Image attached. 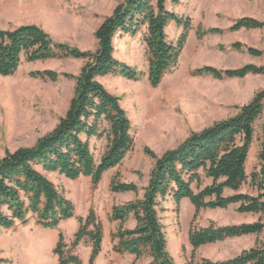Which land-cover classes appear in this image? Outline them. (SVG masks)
<instances>
[{"label":"trees","instance_id":"16d2710c","mask_svg":"<svg viewBox=\"0 0 264 264\" xmlns=\"http://www.w3.org/2000/svg\"><path fill=\"white\" fill-rule=\"evenodd\" d=\"M170 0H124L106 17L95 32V50H82L55 41L37 24H24L0 30V75L16 73L23 60L83 59L79 74L52 69L32 71V77L58 81L61 77L75 79L74 94L65 115L47 134L30 147L7 150L0 158V227L11 229L28 225L31 220L43 228L57 229L62 221L76 217L74 202L60 191L47 172H58L71 180L90 177L94 187L104 174L117 167L135 146L132 121L121 104V97L110 92L101 77L115 75L132 81L147 76L158 87L167 74L178 66L183 49L193 28L190 17L179 15L168 7ZM253 1V0H250ZM179 3V0H172ZM171 22L183 28L179 39L171 42L166 32ZM264 29V21L244 16L234 21L229 31ZM222 28L198 29L207 33H223ZM135 36L142 33L148 61L147 72L119 60L115 55L117 34ZM234 49L246 48L253 56L264 50L235 42ZM195 74H210L217 79L244 78L264 74V65L248 63L238 68L219 69L204 66ZM263 119L260 136L259 165L251 173L247 162L256 139L257 122ZM106 139L98 158L94 140ZM145 152L155 160L148 185L142 197L112 207L109 219L119 221L112 234L113 250L136 258L149 257L147 264H178L168 250L167 232L160 215L162 204L172 199L179 205L188 198L195 208L189 242L193 252L188 264H264V87L259 89L237 113L214 122L200 131H193L180 144L161 155L150 148ZM205 178L211 180L205 184ZM248 187L244 191V187ZM197 187V190L195 189ZM114 193L140 194L134 182L113 178ZM230 190L231 193L227 194ZM255 219L227 225L211 222L199 227L195 220L202 209H229ZM135 219L134 228L125 223ZM79 229L71 247L59 231L53 250L59 264H83L73 253L86 238L92 243L89 264H94L102 251L103 221L91 208L86 217H77ZM256 236L253 246L223 260L198 256L204 245L229 238ZM6 262L0 256V264Z\"/></svg>","mask_w":264,"mask_h":264},{"label":"rangeland","instance_id":"374dc122","mask_svg":"<svg viewBox=\"0 0 264 264\" xmlns=\"http://www.w3.org/2000/svg\"><path fill=\"white\" fill-rule=\"evenodd\" d=\"M124 0H0V30L14 29L24 24H37L47 31L55 41L95 50V32L104 19ZM170 10L190 17L193 28L180 57L178 68L167 74L158 87H153L147 76L139 81L107 75L100 81L113 94L121 97V104L132 121L135 137L134 148L115 168L107 171L102 182L94 187L90 177L71 180L58 172L46 173L65 196L74 202L76 217L61 222L57 229L43 228L32 219L28 225H17L6 229L0 227V248L9 234L18 242L27 237L28 257L33 264H57V256L50 250L55 232L62 231L67 248L71 247L79 229L77 217H86L94 208L103 221L102 251L94 264H147L149 257L136 258L129 253L113 250L112 234L118 225L109 219L115 204H124L142 197L148 185L155 160L146 154L148 147L161 155L185 140L191 132L200 131L214 122L237 113L238 107L248 103L255 93L264 87V74H249L244 78L217 79L210 74L197 75L195 71L204 66L219 69L238 68L248 63L264 65L263 56L249 54L245 47L234 49L235 42L257 48L264 47V29L230 33H207L199 37L197 30H208L213 26H226L246 15L244 0H179L168 2ZM264 16V0L250 2V14ZM168 39L176 42L183 28L171 22L166 29ZM250 42V45L248 44ZM116 57L147 72L148 61L142 33L135 36L117 34L114 39ZM83 59H48L22 61L15 74L0 75V158L7 150L33 146L37 140L50 132L65 115L74 94L75 79L61 77L58 81L32 77L37 70L52 69L58 72L79 74ZM263 119L257 122L256 139L252 145L247 171L251 173L259 165L260 136ZM106 139L94 140L99 158L105 150ZM134 182L140 188L139 196L128 200L110 190L113 178ZM211 180L205 178V184ZM244 187V191L247 190ZM197 190V187H195ZM231 193L230 190L227 194ZM168 240V250L178 264H188L193 247L189 242V230L195 208L188 198L177 205L171 198L162 204L160 212ZM255 219L250 215H239L233 207L229 209H202L195 224L208 226L211 222L227 225ZM132 225L129 220L126 226ZM3 228V229H1ZM6 229V230H5ZM34 232V233H33ZM22 233V234H21ZM44 239L43 242L39 239ZM256 236L229 238L208 244L198 249L199 257L223 260L239 254L254 245ZM92 243L86 238L73 249L83 264H89ZM16 261V259H14ZM23 264V263H22Z\"/></svg>","mask_w":264,"mask_h":264},{"label":"crops","instance_id":"0c3cea01","mask_svg":"<svg viewBox=\"0 0 264 264\" xmlns=\"http://www.w3.org/2000/svg\"><path fill=\"white\" fill-rule=\"evenodd\" d=\"M244 1H246V6H247L246 15L251 16V17H255L257 19L264 21V16H260L259 14H256V13L250 14V2H254V1H258V0H253V1L244 0ZM233 23H234V21L231 23H228V25H226V26H213V27H218V28H222L223 30H226ZM250 30H261V29H241L239 31H234V32H230V33L241 32V31H250ZM217 35L221 36V34H217ZM248 44L250 45V42H248ZM259 49L264 50V47L259 48ZM104 77H106V76H104ZM104 77H101L100 80L103 79ZM115 194L123 195L128 200L134 199L135 195H136L134 192H120V193H115ZM130 220L132 222V225L129 228H134L136 225V221L133 218H131ZM114 222L119 226V224H120L119 221H114ZM126 224H127V222L125 223V226H126ZM60 225H61V223H60ZM1 229H3V228H1ZM46 231H50V228H47L46 230L44 229V231H42V233H44ZM12 235L13 234H9V237L6 239V242L3 246V248H0V256L6 260V262H4L3 264H22V263L23 264H33V260H30L31 258L28 257V252H29V245H28V241H27L28 238L26 237L25 241L23 240V243H22V241L21 240L19 241V239L17 242L16 239L12 237ZM58 235H59V232H55V236H53L51 239L50 250L52 252H53V250H54V248L58 242ZM14 259H16V261ZM57 259H58V256H57ZM57 264H59L58 260H57Z\"/></svg>","mask_w":264,"mask_h":264},{"label":"bare ground","instance_id":"6f19581e","mask_svg":"<svg viewBox=\"0 0 264 264\" xmlns=\"http://www.w3.org/2000/svg\"><path fill=\"white\" fill-rule=\"evenodd\" d=\"M40 237H41V236H40ZM39 241L43 242V241H44V239H42V237H41V239H39Z\"/></svg>","mask_w":264,"mask_h":264}]
</instances>
